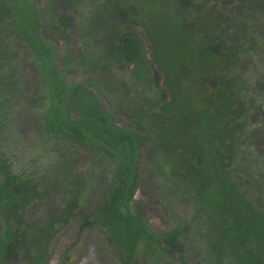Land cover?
Instances as JSON below:
<instances>
[{
    "label": "rangeland",
    "instance_id": "obj_1",
    "mask_svg": "<svg viewBox=\"0 0 264 264\" xmlns=\"http://www.w3.org/2000/svg\"><path fill=\"white\" fill-rule=\"evenodd\" d=\"M199 2L0 0V158L5 155L13 172L34 182L38 191L20 209L22 229H28L22 241L37 247L31 257L13 248L3 264H120L122 247L129 245L137 252L130 264L264 263V187L250 198L246 191L232 194V202L224 205L220 192L228 191L229 181L236 185L237 177L228 175L219 183L207 160L202 173L195 169L189 174V164L177 166L188 158L181 146L189 138L198 135V145L207 146L209 120L196 116L207 110L215 114L222 86L234 82L239 89L228 92L238 115L244 113L239 121L244 119L249 128L235 133L232 167L264 173V0H221L216 12L212 1L204 10ZM182 6L212 23L223 11L231 33L224 47L232 54L202 50L208 59L228 58L219 67L210 65L211 75L200 84L178 69L179 77L172 76L181 86L170 91L154 60L155 32L149 29L162 31L166 20L159 18L161 11ZM123 33L142 39L144 54L134 61L111 58L107 51L106 38L116 45ZM68 94L70 106L64 104ZM95 98L112 116L114 127L133 132L141 143L138 186L130 204L139 216L133 214L130 225L118 223L114 230V224L107 226L114 214L106 199L122 163L121 147L114 150L110 136L103 145L86 128L79 129L84 141L66 131L68 117L79 118ZM164 105L174 114L186 110L198 118H189L187 128L178 124L179 141L163 137L158 109ZM230 111L233 106L225 114ZM99 146L110 154L102 156ZM6 178V171L0 172V184ZM97 218L106 225L103 229L94 223ZM43 235L48 236L45 246L38 238Z\"/></svg>",
    "mask_w": 264,
    "mask_h": 264
},
{
    "label": "trees",
    "instance_id": "obj_2",
    "mask_svg": "<svg viewBox=\"0 0 264 264\" xmlns=\"http://www.w3.org/2000/svg\"><path fill=\"white\" fill-rule=\"evenodd\" d=\"M194 1L195 0H182L183 3L189 2L190 4L194 3ZM198 1H200L199 3L201 4L202 9H205V6H207V4L212 1L215 4L213 7L215 12L221 6L219 5L221 0ZM166 2L167 0H165V3ZM182 7L183 10L175 9L174 12L161 11L159 18L165 19L167 24H165V28L162 31H153V28H151V30L149 29L150 33L153 34V32H155L153 34L155 36L154 47H156L157 50L155 52L154 60L165 73L166 81L170 91H176V89L181 86L180 84H176V77L173 79L172 76L176 75L179 77L176 73L178 69L186 72L189 77L196 80V82L198 81L200 84L202 80H205L211 75V72L208 71L210 65L213 66L215 64L217 67H219V63H222L224 57L226 56L225 62L226 58H228L227 55H222L219 57L215 55L216 58H214V56L211 59H208L207 54H203L202 50H206L207 53L209 52L213 55L214 50L224 49L225 54L227 50L228 54H232L230 53L229 49L224 47L226 42L225 40H230L231 33L229 29H226L227 25L226 21H224L225 18H223V11L219 10V13H215L216 17H214L215 20H213L212 23L209 21V17L205 18V16H203L197 10H191L187 13L184 6ZM254 10L255 8L252 9V11ZM189 22L190 27L188 28ZM255 28L256 25H253V30H255ZM169 34H171L172 38L168 37ZM111 38L110 36L106 38L108 46L107 51L109 52V56L111 58L115 57L119 59L120 56H122L124 62H128L134 61V58H138L139 56L141 57V55L144 54L141 44L142 39L138 35H134L133 33H123L122 39L116 45L112 44L110 41ZM195 51H197V53ZM233 83L234 82H227V84L222 86L223 89L220 91V94L216 100L218 105L217 107H214L216 112L215 114H207V110L203 111V114L199 113V115L196 116L199 118V120L204 116L207 118V120H209L208 123L210 126H208L209 128L207 130V135H205L209 136L206 141L207 146L201 148V146L198 145V141L196 142V140H198V135L194 140L189 138L188 141L185 142V145L181 146L184 147L182 148L183 151H187L188 158L182 159V161L178 162L177 165L179 168L182 167L184 169L186 165L189 164L191 169H189L188 172L189 174H194L196 173L195 169L198 171L199 169L201 170V168H204L203 166L206 164L205 161L207 160L208 164L210 166L213 165L216 169L215 173L218 174L219 183H221L222 180L223 182L228 180V175L237 177L235 178L238 179L236 185L233 181H229L230 184L225 185L228 187L227 192L222 187H220L222 188L220 197L224 205H226V203L229 204L232 202V194L243 196V192L241 191H246L249 192L248 196L250 198L252 197L253 193H262L264 187V173L261 172L262 170L258 172L253 171L248 174L240 172L238 167H232L236 161V152L233 149V142L237 139L235 137V133L248 130L249 128L247 122L243 118V121H239L241 117H244V113L242 114L241 111L240 115H238L240 109H238V107L237 109L234 108L236 104L228 92L230 88L231 90L239 89V84L234 85ZM203 100L206 102L208 99L206 100L204 97ZM211 100L213 101V99ZM97 101L98 99L95 98V100L92 101V104L82 111V114L79 118L73 119L68 117V122L66 121L65 124L68 127V130L66 131L70 136H79L80 139L84 141V135H82L79 129L86 128V134L89 132L96 140H99L98 142L102 143L103 145L104 142L107 143L106 138L110 136L108 142L113 147V149L116 150V148L118 149L121 147L120 152L122 155V163L120 168L118 166L119 169H117L115 172L116 174L111 183L106 199V201L108 199L110 200L109 206L111 207V210L114 214V218H112L110 222L107 223V226L111 227L114 224L112 227V230H114L117 228L118 223L121 225H130L133 220V214L136 216V218L139 216V211L134 213L132 212V206H130V204L133 202L134 194L138 186V155L140 153L141 143L140 138H136L133 132L125 131L123 129L118 130V128L114 127L116 124H114L115 122L113 121L112 116L109 114V112L102 111L97 104ZM71 102V95L68 94V98H66V102L64 104L70 106ZM208 104H210V102ZM172 105H174V101H172ZM232 106L234 112L230 111L229 114H225V111H229V108ZM158 110L161 112L158 117L164 126L163 137L167 135L171 138L177 139L178 141L179 139L177 138V133L181 132L182 129L178 126V124L184 122L185 127L187 128L191 126L190 120H188L189 118H194L192 120H198V118H195L196 114L191 113L190 111L184 110L185 112L182 111L178 114H174L168 111L165 105L160 107ZM233 116L235 117V122L238 124L232 123V121H234L231 119ZM237 119L238 122L236 121ZM212 125L215 126V128L211 127ZM185 127L183 130H185ZM214 133H216V135H213ZM233 135L234 138L229 139V137H232ZM116 139L118 143L116 142ZM99 147H96V150H98L99 153H102V156L110 154V150L107 151V149L104 150V148ZM113 154L114 156L112 157L115 158V153ZM116 158L118 159L119 157L116 156ZM212 159H214L213 162L211 161ZM209 165L206 167H209ZM12 166V163L9 161L6 162L5 155L0 158V172L6 171L7 174L5 184H0V264H3L8 252L13 250V248H22L25 252H27L28 257H31L30 254L32 248L37 247L34 243L22 241L23 237L27 235L26 233L28 232V229L26 227L22 229L24 218L22 214L23 212L21 213L20 209L22 206L25 207L26 203H28V201L30 202L29 199L33 197V194L35 195L38 191L34 182H30L24 179L21 175L14 173V169H11ZM200 170L199 173L201 172ZM178 182L180 183V181ZM247 186L248 190L246 189ZM177 188L179 189V187ZM17 195L20 196L18 200L16 199ZM7 206H9V209L6 208ZM105 206H107V204ZM68 209L70 212L73 210L71 207ZM64 222L65 224H69L68 221ZM64 222L62 221L61 223L64 224ZM94 223L97 226L100 225L101 229L106 226L104 224L101 225L100 219L98 218L94 220ZM20 229H22V232L21 237L19 238L18 231ZM48 231L49 233H47L50 234L52 233L53 229L50 228ZM47 235H43L45 238L43 236L38 237L40 240L39 242H43L44 246L47 243ZM52 236L53 235H51V237ZM122 248L124 249V253L120 264H130L137 256V252L134 251L135 248H131L130 245ZM260 261L261 260H259V263Z\"/></svg>",
    "mask_w": 264,
    "mask_h": 264
}]
</instances>
